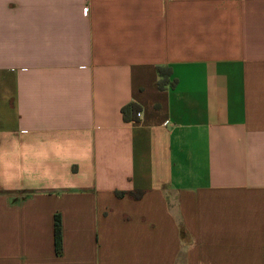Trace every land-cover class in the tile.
Returning <instances> with one entry per match:
<instances>
[{"label": "crops", "instance_id": "obj_1", "mask_svg": "<svg viewBox=\"0 0 264 264\" xmlns=\"http://www.w3.org/2000/svg\"><path fill=\"white\" fill-rule=\"evenodd\" d=\"M0 264H264V0H0Z\"/></svg>", "mask_w": 264, "mask_h": 264}, {"label": "trees", "instance_id": "obj_2", "mask_svg": "<svg viewBox=\"0 0 264 264\" xmlns=\"http://www.w3.org/2000/svg\"><path fill=\"white\" fill-rule=\"evenodd\" d=\"M129 107L130 106H126L122 109V114L124 117H127ZM55 247H56V252L59 254L62 248V225H61V220L58 216H56L55 219Z\"/></svg>", "mask_w": 264, "mask_h": 264}, {"label": "built area", "instance_id": "obj_3", "mask_svg": "<svg viewBox=\"0 0 264 264\" xmlns=\"http://www.w3.org/2000/svg\"><path fill=\"white\" fill-rule=\"evenodd\" d=\"M86 13H87V10H86ZM138 117H140V113H138Z\"/></svg>", "mask_w": 264, "mask_h": 264}]
</instances>
